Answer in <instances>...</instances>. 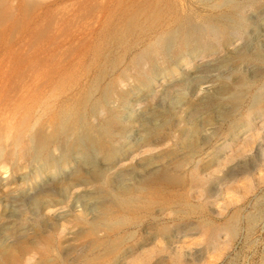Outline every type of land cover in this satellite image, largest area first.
I'll return each instance as SVG.
<instances>
[{"label":"bare ground","instance_id":"obj_1","mask_svg":"<svg viewBox=\"0 0 264 264\" xmlns=\"http://www.w3.org/2000/svg\"><path fill=\"white\" fill-rule=\"evenodd\" d=\"M11 1L0 0V88L5 67L28 60L37 63V85L12 96L0 89V264H185L189 242L211 249L201 263L215 264L235 236V211L264 185V135L255 128L263 126L264 90L240 109L253 76L264 74V25L256 29L261 43L235 46L251 25L247 10L262 1L190 0L189 8L177 0H62L72 15L59 17L51 35L52 5L31 13L34 0ZM83 9L89 21L61 31ZM36 39L34 52L23 53ZM203 50H221L232 78L197 102L154 109L160 85ZM243 64H252L251 76ZM133 105L144 115H124ZM216 120L228 125L219 142L192 162ZM134 130L139 141L124 150ZM259 139L262 149L247 157ZM72 163L69 176L51 178ZM248 164L261 172L246 174ZM233 169L242 170L235 180ZM43 175L52 180L37 188ZM75 197L82 208L68 213L64 203ZM10 205L37 210V224L22 229ZM139 228L143 238L133 243ZM181 229L197 235L183 240Z\"/></svg>","mask_w":264,"mask_h":264},{"label":"rangeland","instance_id":"obj_2","mask_svg":"<svg viewBox=\"0 0 264 264\" xmlns=\"http://www.w3.org/2000/svg\"><path fill=\"white\" fill-rule=\"evenodd\" d=\"M219 1L220 0H209L208 3H212V4L219 3ZM261 1H262V5L259 7L258 10L257 9L247 10L246 17L251 25L249 26L250 28L248 27L246 29L244 36L240 40L237 41V44H235L237 49L253 48L255 45L261 43L262 40L260 39L261 38L260 32L256 30L257 25H261V26L264 25V20H263L264 19V0H261ZM177 2L178 3L181 2L180 5L182 4L183 6H188L189 8H190V5L192 6V3L190 2V0H177ZM11 3L13 4L11 0H5L4 4L5 6H8ZM33 3L34 5L31 7V11H30L31 13L32 12L34 13V11L36 12L41 7H46L48 5L50 6L52 5V7L55 8V11H54L55 15L53 16L54 18L52 19V23L50 26L51 27L50 35L52 33H56L59 31V28L55 27L56 26L55 24L59 20L58 19L59 17L63 18V21H64V19L69 20V18L72 15L70 13L71 10L68 7L69 6L68 3H70L69 1L34 0ZM85 12L86 10L83 9L79 13L76 14L75 18L72 20L71 28H67V26L65 27V22L63 23L61 22L62 24L61 26H59L61 28V31H62V28L64 29L66 28L67 30H69L68 32H71V30L76 31V28L77 30L79 28H82V26H84L86 22L89 21V15ZM21 26L22 24H19V27ZM19 27H18V30H19ZM34 43L36 44L34 46L31 44L30 46L29 45L25 46V48L22 49L23 53H26L28 55L33 53L35 46H37V39ZM44 43L45 42H43V44ZM222 56H223V52L221 50H216L210 54L204 51V52H200V54L197 57H194L193 59H191L190 62L186 66H184V68L180 69L179 74L177 73L176 76L174 75V77L167 79L168 81L166 80L164 84L160 85L159 87L160 94L158 98L156 99V101L153 103V107L155 106L154 109L166 110L169 108H174L178 104V102L180 101L182 102L186 100L197 102L205 94H208L211 91H213L215 87L219 84L220 80L225 79L227 77L230 80L232 78V76H230V73L226 69H223L222 66L219 64L220 60L222 59ZM28 61L29 62L24 63L23 64L24 66L22 65L19 70H11L9 67H5V70L2 73V75H3V78L6 79V82H5L4 87L0 88L1 92L4 93L5 96L6 95L12 96L13 94L20 93L23 89L27 87L37 85V73H36L37 63L32 64L30 63V60ZM6 69L7 70L9 69V71H7ZM242 70L244 71L246 75L250 74L251 76L253 72L252 71L253 66L252 64H243ZM176 81H186V82H184L185 84H183L181 87L176 88L175 86H173V84ZM263 86H264V74L258 77L253 76L252 83L248 87V92L246 95L245 103L240 109H246V103L249 102L250 97L254 93H256L258 89L264 90ZM139 91L135 93L136 94L135 96H138L139 94H141L142 91L141 90ZM5 96L0 97V108L3 107L4 103H3L2 98H4ZM215 109H217V104L213 105V107L210 110H208L209 112L208 111L207 112L203 111L202 113L200 112V114L197 116V120H202L206 118L209 114H213ZM145 112L146 111H144V109L141 106L133 105V107L130 106V108H126L123 113L124 115L134 114V115L142 116L144 115ZM187 113H188V110H185L183 112V115H187ZM263 118L264 117H261L260 119H263ZM192 120L193 118H190L188 121L191 122ZM260 123H262L263 126L259 127V125L257 124L255 128L261 129L260 131L264 135V119L263 121L261 120L259 124ZM235 124L236 123L234 122L232 125H235ZM227 126L228 125L226 123L219 124L217 120L214 123L207 125V128H208L207 131L210 134V136L208 137L205 145H203L202 148L198 152H195V154L192 157V162L201 160L210 152L212 147L217 142H219L220 134L224 131V129H226ZM246 126L247 125L245 124L242 127L246 128ZM138 132H139L138 130H134L132 132V134L128 138V145L124 148V150H128V149L130 150L132 149L134 145L136 146V143L139 141ZM255 143H256L254 144L255 146H253V148L249 152H247V155H246L247 157H251V155L255 156V154H257V151L259 152L262 149L263 147L262 139L257 140ZM71 165L72 166L69 168V170L63 169L60 173L52 175L54 177L47 176V175H43L42 177H40L37 182V188L46 185L49 181L52 180L51 178L57 179L59 176H63V177L69 176L72 169H74L77 166V163L76 164L72 163ZM260 166H261L260 164L259 165L258 164H248L247 166L248 168H244V171H246V174L249 173L250 175H258L261 172ZM239 170L240 169L238 170L233 169L234 174H232V178H231L232 180H235L236 178L240 177L242 170L241 171ZM4 176H7V174H2L0 172V183L5 180L4 178L6 177ZM220 184L221 182L216 184V186H213L217 189L216 190L214 188L213 191L216 192L215 194L218 193L216 195L218 199L223 197V195L220 192H218V188H217L218 186H220ZM248 201L244 202V204L240 206L237 209V211H235L236 212L235 214L237 217V221L235 224V236L229 245V250L225 252L222 255L223 257H220L215 264H264V211H263L264 210V185L262 186V188L258 190L256 196L252 197ZM67 203H68L67 211H69L68 213H72L74 212V210L82 208V203H81L80 198L75 197V198L69 199L68 201L64 203V205ZM9 208L10 210L12 209L14 210V214L16 213L15 221L18 222L17 224H22V229H26L34 224H37V221L39 220V215H38L39 213L37 212V210H34V209L20 210L13 205H10ZM204 218H206L208 221L211 220L210 222L213 224H217L221 222V220L217 219L215 215L209 214V212L207 211H205ZM141 228L136 230L134 234L133 243L143 238V232L141 231ZM196 235L197 233L195 230L191 231V230H186V229H181V232L179 234L180 238H182L183 240H188V239L191 240L194 237H196ZM6 240H7V237L0 236V242L2 244ZM185 251L187 255L185 264H202L201 260L204 259L206 256H208L212 250L204 247V245L202 244L189 242L187 243L185 247Z\"/></svg>","mask_w":264,"mask_h":264}]
</instances>
